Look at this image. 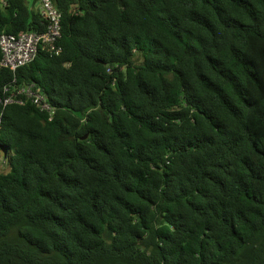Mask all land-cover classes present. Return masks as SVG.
<instances>
[{"label":"trees","instance_id":"1","mask_svg":"<svg viewBox=\"0 0 264 264\" xmlns=\"http://www.w3.org/2000/svg\"><path fill=\"white\" fill-rule=\"evenodd\" d=\"M52 3L61 54L0 67L55 110L0 102V264H264V0Z\"/></svg>","mask_w":264,"mask_h":264},{"label":"built area","instance_id":"2","mask_svg":"<svg viewBox=\"0 0 264 264\" xmlns=\"http://www.w3.org/2000/svg\"><path fill=\"white\" fill-rule=\"evenodd\" d=\"M2 5H6L2 2ZM39 14L46 22V29L42 33L19 32L17 34H0V67L15 73L35 60L39 51H48L56 56L62 52L59 43L61 39V14L54 7L52 0H39ZM2 110L9 105L24 106L32 104L40 112L47 114L51 120L55 114L54 108L48 103L43 91L34 83L20 85L13 79L5 85L0 99ZM3 111L0 113V124Z\"/></svg>","mask_w":264,"mask_h":264},{"label":"rangeland","instance_id":"3","mask_svg":"<svg viewBox=\"0 0 264 264\" xmlns=\"http://www.w3.org/2000/svg\"><path fill=\"white\" fill-rule=\"evenodd\" d=\"M29 2L31 1V0H28ZM2 168V166L0 165V169Z\"/></svg>","mask_w":264,"mask_h":264},{"label":"water","instance_id":"4","mask_svg":"<svg viewBox=\"0 0 264 264\" xmlns=\"http://www.w3.org/2000/svg\"><path fill=\"white\" fill-rule=\"evenodd\" d=\"M37 6H38V3H37ZM84 138H86V136H85V137H83L82 139H84Z\"/></svg>","mask_w":264,"mask_h":264},{"label":"crops","instance_id":"5","mask_svg":"<svg viewBox=\"0 0 264 264\" xmlns=\"http://www.w3.org/2000/svg\"><path fill=\"white\" fill-rule=\"evenodd\" d=\"M36 7H37V4H36Z\"/></svg>","mask_w":264,"mask_h":264},{"label":"clouds","instance_id":"6","mask_svg":"<svg viewBox=\"0 0 264 264\" xmlns=\"http://www.w3.org/2000/svg\"><path fill=\"white\" fill-rule=\"evenodd\" d=\"M38 7V6H37Z\"/></svg>","mask_w":264,"mask_h":264}]
</instances>
